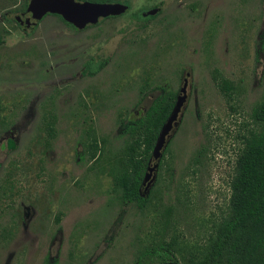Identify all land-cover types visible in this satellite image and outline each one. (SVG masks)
Instances as JSON below:
<instances>
[{
	"label": "rangeland",
	"instance_id": "obj_1",
	"mask_svg": "<svg viewBox=\"0 0 264 264\" xmlns=\"http://www.w3.org/2000/svg\"><path fill=\"white\" fill-rule=\"evenodd\" d=\"M129 6L84 30L52 14L30 30L25 0H0V264H137L162 238L180 264L208 252L231 197L236 136L264 100V0ZM154 6V18L135 17ZM91 62L104 67L85 74ZM215 74L233 83L230 97ZM186 78L178 126L140 210L114 190L127 144L120 123L143 115L161 87L180 95Z\"/></svg>",
	"mask_w": 264,
	"mask_h": 264
},
{
	"label": "trees",
	"instance_id": "obj_2",
	"mask_svg": "<svg viewBox=\"0 0 264 264\" xmlns=\"http://www.w3.org/2000/svg\"><path fill=\"white\" fill-rule=\"evenodd\" d=\"M29 1L25 0V10ZM78 1L124 3L130 9L129 0ZM141 11L135 15L137 19L150 20L155 17H145ZM58 17L65 22L61 16ZM106 19L100 20L98 24ZM65 23L75 29L71 24ZM258 40L257 60L260 61L264 47V31L259 34ZM2 43L0 37V45ZM103 67L104 63L91 62L83 68V71L85 74L95 75ZM213 80L226 97L231 96L234 90L231 81L219 78L216 74ZM176 100V92L161 87L160 93L143 115L122 120L120 123V132L127 137V144L112 172L114 190L119 193V198L123 202L133 203L140 210L148 206L155 192L156 184L148 196L141 193V188L158 137L172 114ZM49 132H53L52 122H49ZM236 139L242 146L237 154L226 216L214 228L209 240L208 252L202 259L188 264H264V100L253 108L247 132L239 133ZM104 142L101 140L102 144ZM102 144L99 146L97 141L91 144L92 159H97V151L102 150ZM8 146L10 149L14 148V141L10 140ZM167 152L168 147L163 153L158 171L164 165ZM168 262H178V256L173 242H167L164 238L144 248L137 255V264Z\"/></svg>",
	"mask_w": 264,
	"mask_h": 264
},
{
	"label": "water",
	"instance_id": "obj_3",
	"mask_svg": "<svg viewBox=\"0 0 264 264\" xmlns=\"http://www.w3.org/2000/svg\"><path fill=\"white\" fill-rule=\"evenodd\" d=\"M128 5L124 3H100L78 0H30L26 10L27 28L35 29L39 23L48 14L61 16L62 19L71 24L77 30H84L88 26L97 25L100 20L109 17H116L125 14L128 10ZM160 11V8H153L144 13V16H154ZM189 75V73H188ZM187 78L183 82L180 90V95L177 96L176 104L161 130L157 143L153 150L152 159L155 163L148 166L143 185L148 183V179L153 173L152 180L147 184L146 190L150 191V186L156 179V173L159 169V163L163 156L168 138L173 128L178 126V115L183 109V104L187 99ZM165 264H180L178 262H168Z\"/></svg>",
	"mask_w": 264,
	"mask_h": 264
},
{
	"label": "flooded vegetation",
	"instance_id": "obj_4",
	"mask_svg": "<svg viewBox=\"0 0 264 264\" xmlns=\"http://www.w3.org/2000/svg\"><path fill=\"white\" fill-rule=\"evenodd\" d=\"M75 29H76V28H75ZM184 80H185V79H184ZM154 99H155V98H154ZM154 99H153V100H154ZM152 102H153V101H152ZM10 140H13V138L9 137V138H8V143H9ZM143 186H144V185H142V187H143ZM141 193H142V188H141Z\"/></svg>",
	"mask_w": 264,
	"mask_h": 264
}]
</instances>
